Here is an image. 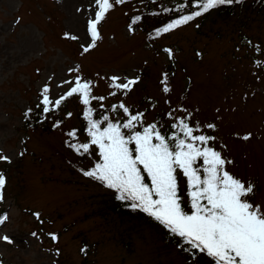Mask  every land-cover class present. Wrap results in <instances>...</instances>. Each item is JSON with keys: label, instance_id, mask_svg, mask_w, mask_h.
<instances>
[{"label": "rangeland", "instance_id": "1", "mask_svg": "<svg viewBox=\"0 0 264 264\" xmlns=\"http://www.w3.org/2000/svg\"><path fill=\"white\" fill-rule=\"evenodd\" d=\"M176 1L113 3L85 53L96 0H0V157L7 158H0V212L8 218L0 224V264H192L155 220L108 209L110 193L83 175L84 165H72L68 143H85L77 129L85 106L79 94L59 108L54 101L77 78L103 98L91 99L92 116L127 121L122 109L113 111L123 104L129 115L143 114L144 126L173 131L186 119L199 126L194 135L215 137L209 146L232 161L226 170L251 183L248 199L264 208V11L220 18L211 10L169 32L141 17ZM113 77L138 83L117 90ZM45 87L54 109L46 115ZM178 183L187 206L182 173Z\"/></svg>", "mask_w": 264, "mask_h": 264}, {"label": "snow or ice", "instance_id": "2", "mask_svg": "<svg viewBox=\"0 0 264 264\" xmlns=\"http://www.w3.org/2000/svg\"><path fill=\"white\" fill-rule=\"evenodd\" d=\"M241 2L201 0L197 5L199 11L182 16L161 31H172L218 6ZM113 3L122 4L125 0H96L99 10L87 23L91 43L83 47V52L95 47L100 38L98 26ZM138 20L139 17L133 23ZM70 38L77 39L75 36ZM117 80L113 77L111 85L117 90L131 91L138 83L136 79L126 83H117ZM162 83L165 84L163 91L167 93L166 80ZM48 93L49 88L45 87L41 101L45 115L54 110L49 108L53 101ZM74 94H79L80 103L85 106L83 116L89 142L68 143V146L81 156L89 154L91 147L95 146L99 155L98 163L83 170L85 177L115 192L116 199L129 202L133 210L151 217L171 236L187 245L185 250H191L193 257L204 254L212 264H264V208L254 206L248 199L254 186L251 183L245 185L226 170V165L232 161L209 146L215 137L194 135L200 131L199 126L193 128L186 119H179L171 125L176 132L166 138L155 123L144 126L143 114L129 115V109L123 104L113 106V111L118 107L128 116L123 124L110 122L107 115L102 120H95L89 107L91 99L103 98L92 97L90 83L81 82L79 78L65 96L54 101L55 107L59 108L63 100ZM103 122L107 124L102 128ZM138 124L142 130H136ZM207 127L215 128L211 124ZM123 130H127V134ZM67 135L74 140L77 134L73 130ZM242 138L248 140L249 136ZM201 160L203 165L198 166ZM181 173L186 179L190 214L182 206L179 194L178 175ZM4 186L5 179L0 176V189ZM7 219V216H0V224ZM2 239L10 242L7 237ZM52 239L56 237L53 235Z\"/></svg>", "mask_w": 264, "mask_h": 264}, {"label": "trees", "instance_id": "3", "mask_svg": "<svg viewBox=\"0 0 264 264\" xmlns=\"http://www.w3.org/2000/svg\"><path fill=\"white\" fill-rule=\"evenodd\" d=\"M200 2L201 0H179L177 3H174V4H170V5L166 4L162 6L160 9L158 8V6H156V8H151V9L149 8L144 14H141V17L148 16V15L151 16L152 23L154 24V27H151V29L161 28L163 26H167L169 23H172L173 21L177 19H180L184 15L193 14L194 12L199 11V8L197 7V5ZM184 10H186V12H183ZM212 10H214L215 14L219 16L220 18H227L230 15H232L234 12H237L239 10H247V11H253L255 13H259L261 10L264 11V0H242L241 3L225 4V5L218 6L217 8L212 9ZM210 11L211 10H209L208 12ZM143 22H144L143 26L146 25L145 21ZM93 119L102 120L103 118H97L93 116ZM109 121L113 123H120V124H123L124 122H126L125 120H120L118 118H113L112 120L110 119ZM86 124L87 122L85 121V119H81L80 125L78 126L77 129L82 131V133L86 132ZM106 124L107 122H103L101 127L102 128L105 127ZM175 130L176 129H173V131L168 130V129H163V132L161 131L160 132L163 135H165V137L167 138L168 136L172 135L175 132ZM123 131H125V134H127V130H123ZM85 136L86 137H84L83 141L89 142V138L87 137V134ZM170 143H173V142L170 141ZM74 154H75V158H74L75 160L74 162H72V165L75 168H79L81 167V165H84L85 166L84 169L89 170L96 163L99 162L98 150L95 148V146L91 147L89 154L82 155V156L77 155L76 153ZM202 165H203V162L198 161V166H202ZM183 179L185 182L184 187H185V190L187 191L186 179L184 177ZM146 182L150 183V181H146ZM97 184L101 185L99 182H97ZM103 188L106 189L105 187ZM106 190L110 193L107 207L112 212H115L121 216L136 217L139 215V216L149 217L141 211L133 210L130 207L129 202H122L116 199L115 192L109 189H106ZM179 194H180V191H179ZM186 198H187V206L183 204L182 206L184 208L186 207V211L190 214L191 208L189 205L187 195H186ZM149 218L152 219L151 217ZM167 243L177 246L180 253L188 255L189 259L192 260V264H212V261L210 260V258H208L204 254H197L195 257H193V255L191 254V250L189 251L185 250L187 249L188 246L182 244L180 239L177 237L170 236V241H168Z\"/></svg>", "mask_w": 264, "mask_h": 264}]
</instances>
